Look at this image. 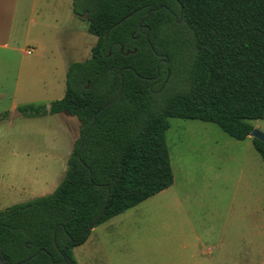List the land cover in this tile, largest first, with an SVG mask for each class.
<instances>
[{
	"label": "trees",
	"instance_id": "trees-1",
	"mask_svg": "<svg viewBox=\"0 0 264 264\" xmlns=\"http://www.w3.org/2000/svg\"><path fill=\"white\" fill-rule=\"evenodd\" d=\"M72 11L97 38L90 58L68 67L62 99L17 111L67 113L80 136L51 195L0 212L1 264H77L92 228L169 188V119L235 141L264 121V0H72ZM251 144L264 162V143Z\"/></svg>",
	"mask_w": 264,
	"mask_h": 264
},
{
	"label": "rangeland",
	"instance_id": "rangeland-1",
	"mask_svg": "<svg viewBox=\"0 0 264 264\" xmlns=\"http://www.w3.org/2000/svg\"><path fill=\"white\" fill-rule=\"evenodd\" d=\"M72 36L76 45L95 43L87 31L76 30ZM45 45L53 54L43 60L0 51V114L10 112L13 102L49 105L58 100L64 94L67 67L90 58L79 51L60 56L55 52L58 43ZM31 60L36 72L28 70ZM19 63L22 82L13 99ZM60 86L62 91L56 92ZM19 116L14 111L7 122H0V211L52 194L65 176L68 155L80 136L79 127L73 128L77 120L67 113ZM168 123L165 143L173 185L164 194L182 198L191 213L207 214L206 229L217 230L213 242L214 236L227 234L228 264H264V162L251 139L235 141L216 126L199 121L169 119ZM250 124L264 133V121ZM10 187L14 191L9 192ZM214 213L217 219H212Z\"/></svg>",
	"mask_w": 264,
	"mask_h": 264
},
{
	"label": "crops",
	"instance_id": "crops-1",
	"mask_svg": "<svg viewBox=\"0 0 264 264\" xmlns=\"http://www.w3.org/2000/svg\"><path fill=\"white\" fill-rule=\"evenodd\" d=\"M76 30L87 31V24L83 18L74 15L72 0H0V51L14 53L21 59L32 55L34 59L43 60L53 54L45 42H55L58 43V46H54L55 52L60 56L69 51L84 52L86 55L89 53L91 56V49L96 45L97 38L87 31L94 37L95 43L76 45L72 42V35ZM27 52H30V55H27ZM28 64L29 72L32 68L36 72L37 65L32 60ZM22 74L19 63L13 99L20 90ZM57 91H62L61 86ZM63 96L58 97V100ZM18 107L20 106L13 102L8 116L14 111L22 116L17 111ZM7 119L8 117L4 121L7 122ZM75 126L79 127V123L73 128ZM72 150L73 148L70 154ZM169 188L92 228L86 241L71 250L75 262L77 264H228L225 261L228 254H224L228 251L225 244L227 234H221L223 238L221 235L214 236L217 241L213 242L212 236L217 234V230L213 227L210 231L206 229L204 222H207V214L200 216L186 210L182 205V198L164 194ZM7 190L14 191L12 187ZM217 218L218 215L214 213L212 219ZM225 232L223 227L222 233ZM209 236L207 242L206 238ZM219 252L223 254L219 256Z\"/></svg>",
	"mask_w": 264,
	"mask_h": 264
},
{
	"label": "water",
	"instance_id": "water-1",
	"mask_svg": "<svg viewBox=\"0 0 264 264\" xmlns=\"http://www.w3.org/2000/svg\"><path fill=\"white\" fill-rule=\"evenodd\" d=\"M148 15H149V14H148ZM140 27H141V26L139 25V28H140ZM116 99H117V97H115L110 103H108V104H106L105 106H103V107L101 108V110H103V109H105L106 107H108L109 105L113 104V103L115 102ZM248 138L256 139V140H258V141L264 143V133L260 132L259 130L255 129V128L250 132ZM102 212H103V210H102ZM0 263H1V262H0Z\"/></svg>",
	"mask_w": 264,
	"mask_h": 264
},
{
	"label": "built area",
	"instance_id": "built-area-1",
	"mask_svg": "<svg viewBox=\"0 0 264 264\" xmlns=\"http://www.w3.org/2000/svg\"><path fill=\"white\" fill-rule=\"evenodd\" d=\"M26 54H27V55H30V52H27Z\"/></svg>",
	"mask_w": 264,
	"mask_h": 264
}]
</instances>
